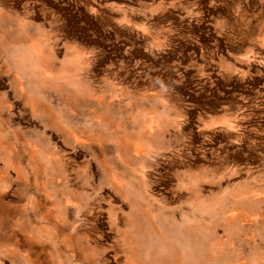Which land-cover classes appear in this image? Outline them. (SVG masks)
Listing matches in <instances>:
<instances>
[{
	"label": "rangeland",
	"instance_id": "rangeland-1",
	"mask_svg": "<svg viewBox=\"0 0 264 264\" xmlns=\"http://www.w3.org/2000/svg\"><path fill=\"white\" fill-rule=\"evenodd\" d=\"M118 245L264 264V0H0V264Z\"/></svg>",
	"mask_w": 264,
	"mask_h": 264
},
{
	"label": "crops",
	"instance_id": "crops-1",
	"mask_svg": "<svg viewBox=\"0 0 264 264\" xmlns=\"http://www.w3.org/2000/svg\"><path fill=\"white\" fill-rule=\"evenodd\" d=\"M121 204V203H120ZM119 210L122 209L123 204L117 205ZM95 239L93 238V234H90L89 237V246H93ZM118 249L114 252L109 251L104 255H98L96 258H89V260H82L80 257L75 256L73 259V264H105V263H112V264H120L121 260L124 259V255L120 251V246L118 245Z\"/></svg>",
	"mask_w": 264,
	"mask_h": 264
}]
</instances>
